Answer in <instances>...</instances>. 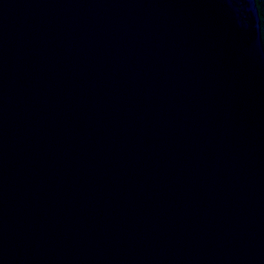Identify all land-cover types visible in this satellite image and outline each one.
Returning a JSON list of instances; mask_svg holds the SVG:
<instances>
[{"label": "water", "instance_id": "water-1", "mask_svg": "<svg viewBox=\"0 0 264 264\" xmlns=\"http://www.w3.org/2000/svg\"><path fill=\"white\" fill-rule=\"evenodd\" d=\"M0 264H264V0H0Z\"/></svg>", "mask_w": 264, "mask_h": 264}]
</instances>
